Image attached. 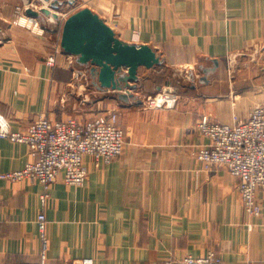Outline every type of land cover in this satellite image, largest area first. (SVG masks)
Masks as SVG:
<instances>
[{"label": "crops", "instance_id": "0c3cea01", "mask_svg": "<svg viewBox=\"0 0 264 264\" xmlns=\"http://www.w3.org/2000/svg\"><path fill=\"white\" fill-rule=\"evenodd\" d=\"M55 1L74 2L0 0V114L13 131L26 130L40 116L65 119L56 98L74 80L73 67L63 54L55 67L45 64L60 42L59 20L41 15L47 31L39 36L25 27L27 10H16L30 2L36 10L49 8ZM81 1L120 40L150 46L161 64L138 69L127 102L112 92L125 146L109 165L95 167L85 158L82 187L59 176L43 208L39 183L0 179V264L39 259L41 212L52 264L83 258L94 264H164L210 250L226 264H264V192L257 194L261 215L248 230L237 180L225 170L205 171L195 157L207 143L196 128L201 118L231 123L234 114L245 117L264 101V0ZM235 66L233 79L229 67ZM168 67L196 68L175 91V108L149 107V96L171 89L159 80ZM84 116L74 117L89 119ZM28 162L25 145L0 139V174Z\"/></svg>", "mask_w": 264, "mask_h": 264}, {"label": "built area", "instance_id": "2783aa9c", "mask_svg": "<svg viewBox=\"0 0 264 264\" xmlns=\"http://www.w3.org/2000/svg\"><path fill=\"white\" fill-rule=\"evenodd\" d=\"M24 9L36 10L30 2ZM67 19L59 16V31ZM25 27L32 33L42 36L47 25L38 18L26 17ZM62 55L60 42L48 55L45 64L49 68L56 65ZM68 63L73 67L72 76L76 81L83 80L91 85L88 69L78 68L75 57L68 56ZM178 97L167 88L158 92L151 100L150 107H176ZM197 131L207 139L195 153L205 171L225 170L237 180V192L243 205L245 216L252 221L260 217L261 206L257 199L258 192H264V101L254 105L248 114L238 119L232 116L231 123H220L203 117L197 123ZM0 139L23 144L28 149L30 162L17 171L0 174L1 180L18 182L30 180L44 188L41 195L42 207L46 205L48 188L61 176L64 184L82 187L87 178L85 158L91 160L95 167L109 165L118 158L125 146V136L118 126L115 112H105L87 120L67 118L51 120L40 116L22 132L13 131L8 120L0 114ZM251 224L247 222V224ZM46 218L41 212L37 218L41 236L42 250L37 261L21 264H52L47 258V239L45 236ZM252 227L248 226V230ZM16 264V263H6ZM75 264H94L92 258H83ZM164 264H226L215 252L209 251L205 256H186L180 260H168Z\"/></svg>", "mask_w": 264, "mask_h": 264}, {"label": "water", "instance_id": "95a60500", "mask_svg": "<svg viewBox=\"0 0 264 264\" xmlns=\"http://www.w3.org/2000/svg\"><path fill=\"white\" fill-rule=\"evenodd\" d=\"M57 4L62 6L63 2L55 1L49 8L39 11L27 9L26 14L38 19L41 15L50 16L58 21ZM60 47L63 55L73 56L77 64L88 67L93 86L99 92H113L123 102H127L132 97L129 93L136 90L138 69H152L161 64L150 46L120 40L89 8L71 14L63 22Z\"/></svg>", "mask_w": 264, "mask_h": 264}, {"label": "rangeland", "instance_id": "374dc122", "mask_svg": "<svg viewBox=\"0 0 264 264\" xmlns=\"http://www.w3.org/2000/svg\"><path fill=\"white\" fill-rule=\"evenodd\" d=\"M32 1V0H31ZM45 2H49V0H44ZM33 3V2H31ZM36 4V3H35ZM35 6L34 4H32ZM86 4L83 3V1L79 0H74V2H64L62 6L59 7L58 14L59 15H65L66 17L70 16L73 13H76L77 11L84 9V8H89L85 6ZM36 7V6H35ZM45 7V6H44ZM42 7V8H44ZM37 8V7H36ZM38 10L35 11H39ZM92 11V10H91ZM93 13L97 14L96 12L92 11ZM99 16V14H97ZM102 15V13L100 14ZM100 17V16H99ZM102 19V18H101ZM115 21H111V25L114 27ZM138 30H135V34H138ZM137 36V35H136ZM155 66L152 69H155ZM85 69H88V67H83ZM196 68V67H195ZM195 68H176V67H168L164 68L160 74L161 77H159V80H162L163 83L166 84L167 87H171L168 91L171 93H175L176 90H178L183 83L186 81L188 82L189 74L188 72L195 70ZM192 69V70H191ZM229 69L232 71L235 69V72H237V67H229ZM186 76V77H185ZM230 78L234 79V71H232ZM186 78V80H185ZM232 81V80H231ZM230 81V85L232 82ZM65 88V86H64ZM161 91V90H160ZM157 94V93H156ZM155 94V95H156ZM152 95L151 97L149 96L146 100V104L150 107V100L155 96ZM234 97L239 95L238 91L233 92ZM113 93H99L96 91L92 84L91 85H85V82L83 80L81 81H76L73 80L71 81V84L67 90L59 88L58 94H57V104L61 109L63 110V115H65V119L72 117L76 115H87L88 117L86 118H92L95 117L98 114H103L105 112H116L115 105L113 103ZM249 112V110L247 111ZM246 112V113H247ZM238 117V119L244 118V116H239L238 114H234ZM85 117V116H84ZM63 119V120H65ZM222 170V169H219ZM216 171V170H215ZM255 219L252 221L248 220L245 216V222H246V227L248 229V226L253 225ZM247 222H250L251 224H247ZM212 251V250H210ZM214 252V251H213Z\"/></svg>", "mask_w": 264, "mask_h": 264}]
</instances>
